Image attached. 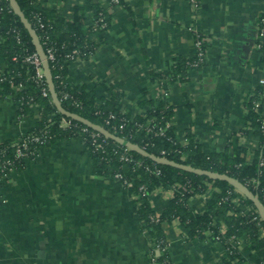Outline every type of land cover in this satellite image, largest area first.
Returning <instances> with one entry per match:
<instances>
[{"label": "crops", "instance_id": "0c3cea01", "mask_svg": "<svg viewBox=\"0 0 264 264\" xmlns=\"http://www.w3.org/2000/svg\"><path fill=\"white\" fill-rule=\"evenodd\" d=\"M86 1L50 0L48 5L69 15ZM92 1L104 7L110 22L106 30L89 34L95 43L89 56L69 62L70 88L109 96L108 86L116 87L123 108L134 113H144L147 100L165 99L173 108L179 142L187 145L192 137L205 152L233 151L236 142L247 149V161L254 159L260 136L242 120L253 96L264 104L259 25L264 0H198V6L191 0ZM93 17L90 12L89 24ZM198 36L205 63L186 67L196 55ZM169 71H175L174 78L162 88L159 80ZM40 116L39 105L20 116L14 94L0 97V148L31 131ZM207 186L188 199L196 212L205 211L220 191L213 182ZM173 196L165 187L152 191L149 201L156 214ZM137 209L132 190L102 172L81 136L59 139L23 168L2 176L0 264H151L153 239ZM163 230L172 264H241L240 254L248 255L247 243L238 240L241 250L231 257L232 244L211 232L190 236L177 218L166 220Z\"/></svg>", "mask_w": 264, "mask_h": 264}, {"label": "trees", "instance_id": "16d2710c", "mask_svg": "<svg viewBox=\"0 0 264 264\" xmlns=\"http://www.w3.org/2000/svg\"><path fill=\"white\" fill-rule=\"evenodd\" d=\"M15 1L35 29L46 57L50 49L54 52L55 59L47 58V62L59 99L67 110L105 127L157 156L173 160L180 166L190 165L194 168L227 174L246 185L260 199L264 207V164L261 165V161L264 160V104L258 94L247 102L248 112L242 120L243 124L252 127L251 129L260 136L261 140L260 147L251 162L246 159L247 149L237 145L236 142L232 143L233 151L228 147L224 151L205 152L202 145L190 136L189 143L184 145L175 136L172 123L173 108L165 99L147 100L143 102L147 104V110L144 113H134L130 109L123 108L122 96L116 87L108 86L109 96H98L92 91H77L70 88L66 73L68 64L73 58L69 55L76 49L86 52V56L92 53L95 43L89 39V34L95 31L91 24L101 12L110 22L106 10L99 2L88 0L84 4L72 7L69 15H62L48 5L50 0ZM90 12H93L94 17L89 24ZM259 25L264 31V15L260 17ZM34 52L37 50L33 39L14 11L11 1L0 0V97L14 94L18 100L20 116L30 114L33 105L41 107V116L35 127L16 141H8L0 148V185L5 173L11 169L23 168L28 160L37 157L42 147L54 144L59 139L81 136L103 173L114 175L121 171L125 178L135 179L130 190L136 195L138 217L149 230L152 239H162L165 243L163 223L173 218L179 219L189 229L190 236L204 237L207 232H211L212 237H215L221 234L220 226H224L225 233L222 234L224 242L233 235L237 238L249 235L248 256L240 254L241 264H264V237L260 235L257 224L251 220V216L237 214L245 205L259 211L250 198L242 193L238 194L242 198L240 205L224 203L222 197L228 190L235 188L229 182L214 180L207 175L187 171L180 166L159 164L135 151L131 153L142 160L143 165L138 167L135 163H125L116 154V150L121 149L123 145L105 136L107 144L104 148H96L90 135L82 132V128L88 126L60 113L51 98L47 79L43 83L37 80L35 65L26 61L27 56ZM193 59L185 61L186 67L190 66L188 62ZM173 73L175 74V71ZM173 73L169 71L160 77L162 80L167 78L171 80L174 78ZM151 74L153 79L158 76L157 72L152 71ZM44 85L47 87L48 96L43 94ZM62 90L72 94L79 106H76L72 99H64ZM258 100L261 105L255 107V101ZM112 114L114 117H111ZM64 118L69 120V126H62ZM148 121H151L156 129L165 127V134L155 135L150 132L146 127ZM140 124L143 126L140 127ZM32 135L44 138L43 143L31 142L28 149L24 150L25 155L19 156L18 145ZM163 150L166 151L165 154L162 153ZM146 165L156 166L162 173L160 175L151 173L146 170ZM139 175L142 178L138 177ZM207 182H213L220 191L213 193L205 211L196 212L188 203V199L195 193L206 191ZM141 184L147 186L148 195L140 196ZM176 184H189L192 192L181 196V192L176 191L164 212L161 215L156 214L151 207L149 195L157 188H171ZM262 223L264 225V221ZM238 253H232L231 257L238 256ZM167 257L165 252L159 261L162 262Z\"/></svg>", "mask_w": 264, "mask_h": 264}, {"label": "built area", "instance_id": "2783aa9c", "mask_svg": "<svg viewBox=\"0 0 264 264\" xmlns=\"http://www.w3.org/2000/svg\"><path fill=\"white\" fill-rule=\"evenodd\" d=\"M195 1V0H193ZM110 3L112 5H117L120 3V0H110ZM109 25V22L106 18V15L101 12L99 17L92 21V29L94 31H99L101 29L106 28ZM43 26V25H42ZM263 31V29H262ZM203 39L198 37L196 39V43H195V48H196V55L194 57L193 60H191L190 62H188L191 66L193 67H199L201 65H203L205 63V52L203 50ZM259 47H262V45L260 44ZM264 47V46H263ZM86 56V52H82L80 49H76L73 54H70L69 57L70 58H81V57H85ZM48 59L54 60L55 59V55L53 50H49V54H48ZM26 61L31 62L35 65L36 67V78L39 82L43 83L44 80L46 79L45 76V70L43 67V60L41 59L40 55L38 52H34L31 55L27 56ZM159 85L162 86V88H164V81L161 80L159 82ZM43 94L45 96H48V91H47V87L44 85L43 86ZM62 97L64 99H72L73 103L76 106H79V103L77 102V100H75V98L73 97L72 94H70L69 92L62 90L61 91ZM164 94H166L165 90H164ZM261 105L260 100L255 101V107H259ZM111 117H114V115L112 114ZM109 122V121H108ZM151 121H148L146 124L147 129L150 132H153L155 135H164L165 134V127H160L159 129H156L154 124H151ZM70 122L69 120H67L66 118H64L62 120V126H69ZM167 125H169V123H167ZM143 125L140 124V127H142ZM82 132L84 133H88L90 135V137L92 138L93 142L96 145V148H104V146L107 144V141L105 140V137L100 134L99 132L90 129L89 127H83L82 128ZM44 138H42L41 136H34L32 135L31 137H28L26 140H24L22 143H20L18 145V155L19 156H24L25 152L24 150L28 149L29 144L31 142H41L43 143ZM131 149L126 147V146H122L121 149H117L116 150V154H118V157L121 161L125 162V163H135L136 166L141 167L143 165V161L137 159L132 153H131ZM163 154L166 153L165 150L162 151ZM264 164V160L261 161V165ZM146 170L154 173L156 175H160L161 169L157 168L156 166H149L146 165ZM114 177H116L117 179H119L121 181V183L128 187L131 188L134 185V181L135 179H128L125 178L124 174L121 171H118L114 174ZM140 177V175L138 176ZM142 178V177H140ZM173 191V193L175 194L176 191H180L181 192V196H185L187 193L192 192V188L189 184H185V185H181V184H176L173 187L169 188ZM139 191H140V196H146L149 194L148 192V188L145 184H141L139 186ZM238 194H242L238 189L234 188L231 190L227 191V194L225 196L222 197V202L226 203V202H231V203H235V204H241L242 203V198L240 195ZM136 198V195H134ZM237 214L240 215H249L251 216V220L253 222H255L260 230V235L262 237H264V225L262 223V221H264V218L261 214L260 211L258 210H254L252 209L250 206L245 205L242 207V209H240L238 211ZM221 234L213 237L216 240L219 241H223L222 238V234L225 233V228H220V232ZM239 240V242H243V243H247V241H249V235H244L242 237H236V236H231L229 238H227V240L225 241L226 243L228 242L229 244H232V250H230V253H234V252H240L241 250V246L240 244L237 242ZM237 243L239 245H237ZM152 252H151V264H172V262L170 261V259L167 257L164 259V261L160 262L159 258L161 257V255H163L166 251H167V247L166 244L164 243V241L158 240V239H153L152 241ZM243 252V251H242ZM243 255H245L246 257L248 256L246 253H244Z\"/></svg>", "mask_w": 264, "mask_h": 264}, {"label": "water", "instance_id": "95a60500", "mask_svg": "<svg viewBox=\"0 0 264 264\" xmlns=\"http://www.w3.org/2000/svg\"><path fill=\"white\" fill-rule=\"evenodd\" d=\"M11 4L13 6L14 11L17 13V15L20 17L21 21L23 22L25 28L27 29V31L29 32L30 36L33 39V42L36 46V50L39 53L41 59L43 60V67L45 70V76L46 79L48 81V85H49V90H50V94H51V98L53 100L54 105L56 106L57 110L64 114L65 116L76 120L78 122H81L83 124H85L86 126H88L89 128L99 132L100 134H102L103 136L112 139L120 144H122L123 146H126L128 148H130L132 151H135L137 153H139L140 155L149 158L151 160H153L154 162H157L159 164H170V165H174V166H180V164L176 163L173 160H169L167 158L164 157H160L157 156L151 152H149L148 150L144 149L143 147L115 134L112 133L111 131H109L108 129H106L105 127L96 124L94 122H92L91 120L77 114L74 112H71L69 110H67L64 105L62 104L61 100L59 99L58 93L55 89L54 86V82L51 76V72L49 69V65L47 62V57L46 54L44 53V51L42 50V46L39 40V37L35 31V29L32 27V24L29 22V20L27 19V17L25 16L24 12L22 11L21 7L19 6V4L15 1V0H10ZM182 168H184L187 171H191V172H195L198 174H203V175H207L208 177L216 180V179H220V180H225L227 182H229L230 184H232L236 189H238L241 193H243L244 195H246L248 198H250L254 204L257 206V208L259 209V211L261 212L263 218H264V207L262 206V203L260 201V199L255 196L250 189L244 185L242 182H240L239 180L227 175V174H223V173H218V172H214L211 170H204V169H200V168H194L190 165H182L180 166Z\"/></svg>", "mask_w": 264, "mask_h": 264}, {"label": "rangeland", "instance_id": "374dc122", "mask_svg": "<svg viewBox=\"0 0 264 264\" xmlns=\"http://www.w3.org/2000/svg\"><path fill=\"white\" fill-rule=\"evenodd\" d=\"M191 2L195 5V6H198L199 5V1L198 0H195V1H193V0H191ZM120 4V3H119ZM199 37V36H198ZM197 37V38H198ZM196 43V42H195ZM163 81H165V80H163ZM153 250H152V248H151V251H150V253L152 252Z\"/></svg>", "mask_w": 264, "mask_h": 264}]
</instances>
